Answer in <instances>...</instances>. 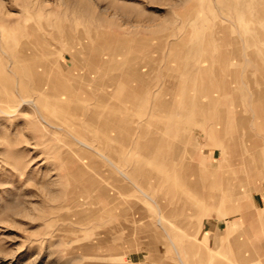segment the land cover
<instances>
[{
	"label": "rangeland",
	"instance_id": "rangeland-1",
	"mask_svg": "<svg viewBox=\"0 0 264 264\" xmlns=\"http://www.w3.org/2000/svg\"><path fill=\"white\" fill-rule=\"evenodd\" d=\"M0 264H264V0H0Z\"/></svg>",
	"mask_w": 264,
	"mask_h": 264
},
{
	"label": "bare ground",
	"instance_id": "bare-ground-1",
	"mask_svg": "<svg viewBox=\"0 0 264 264\" xmlns=\"http://www.w3.org/2000/svg\"><path fill=\"white\" fill-rule=\"evenodd\" d=\"M21 56H23L24 58H27V53H26V52L24 53V52L22 51ZM117 254H118V253H117Z\"/></svg>",
	"mask_w": 264,
	"mask_h": 264
}]
</instances>
